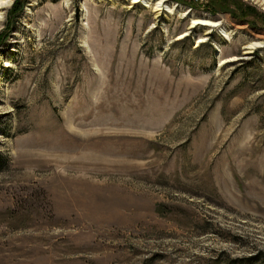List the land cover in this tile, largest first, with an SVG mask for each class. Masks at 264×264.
<instances>
[{"label":"rangeland","instance_id":"obj_1","mask_svg":"<svg viewBox=\"0 0 264 264\" xmlns=\"http://www.w3.org/2000/svg\"><path fill=\"white\" fill-rule=\"evenodd\" d=\"M6 2L0 264H264V0Z\"/></svg>","mask_w":264,"mask_h":264},{"label":"bare ground","instance_id":"obj_2","mask_svg":"<svg viewBox=\"0 0 264 264\" xmlns=\"http://www.w3.org/2000/svg\"><path fill=\"white\" fill-rule=\"evenodd\" d=\"M134 1V3H137L139 2L140 0H132V2ZM8 2H6V0H0V10H3L4 8H6ZM196 25H206L210 28L212 27H216L218 26V24L216 23H212V22H209V21H206V20H202V21H194L193 22V26L192 27H195ZM211 30H209L207 33H209ZM187 35H189L188 33H185L183 35H181L179 37V39H182V38H185ZM204 41L203 40H199V43H203ZM258 47H261V46H258ZM250 50H252V48H250ZM232 61V60H231ZM230 62V61H229ZM224 63V62H222ZM227 63V62H226ZM225 64V63H224Z\"/></svg>","mask_w":264,"mask_h":264},{"label":"trees","instance_id":"obj_3","mask_svg":"<svg viewBox=\"0 0 264 264\" xmlns=\"http://www.w3.org/2000/svg\"><path fill=\"white\" fill-rule=\"evenodd\" d=\"M26 1L27 0H14L12 7L9 10V13L16 16L23 9Z\"/></svg>","mask_w":264,"mask_h":264}]
</instances>
